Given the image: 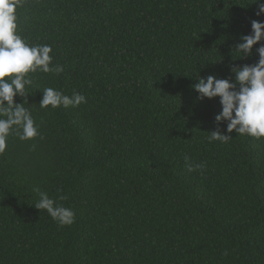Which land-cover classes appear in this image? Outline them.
<instances>
[{
	"label": "trees",
	"instance_id": "trees-1",
	"mask_svg": "<svg viewBox=\"0 0 264 264\" xmlns=\"http://www.w3.org/2000/svg\"><path fill=\"white\" fill-rule=\"evenodd\" d=\"M255 2L22 0L18 34L64 71L29 74L40 135L0 154V264H264V138L209 142L222 106L193 88L258 61L235 50ZM47 87L87 102L41 109Z\"/></svg>",
	"mask_w": 264,
	"mask_h": 264
},
{
	"label": "clouds",
	"instance_id": "clouds-1",
	"mask_svg": "<svg viewBox=\"0 0 264 264\" xmlns=\"http://www.w3.org/2000/svg\"><path fill=\"white\" fill-rule=\"evenodd\" d=\"M256 16L264 15V0H256ZM22 6V0H0V154L8 147L10 135H16L21 141L32 140L40 135L39 125L36 124L29 108V92L26 86L33 83L30 73L59 74L64 71L61 65H53V51L51 45H29L18 34L17 8ZM264 21L252 20L251 33L242 35L235 50L240 59L253 55V46L258 61L253 64L232 65L230 78H217L215 75L199 77L193 85L198 93V99H213L219 97L222 111L215 116L216 130L210 131L209 142H227L232 139L233 130L238 135H248L256 139L264 138ZM43 96L39 101L41 109H57L78 107L86 103V97L76 91L71 96L52 87L42 90ZM23 98L17 103L15 97ZM226 124L224 134L220 124ZM188 171L200 169L201 164L193 165L190 157L185 156ZM33 191L39 199L34 205L38 210H46L51 218L61 227L70 226L75 222V213L71 208L58 204L50 198L47 192L38 187ZM61 200L65 197H60ZM225 255L227 253L225 252Z\"/></svg>",
	"mask_w": 264,
	"mask_h": 264
}]
</instances>
